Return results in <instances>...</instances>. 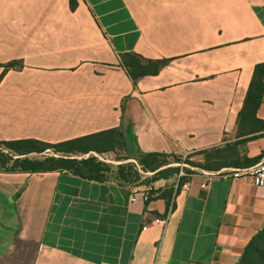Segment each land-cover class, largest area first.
<instances>
[{"label": "crops", "instance_id": "0c3cea01", "mask_svg": "<svg viewBox=\"0 0 264 264\" xmlns=\"http://www.w3.org/2000/svg\"><path fill=\"white\" fill-rule=\"evenodd\" d=\"M77 1L0 0V64L22 63L0 65V140L122 126L136 157L229 144L240 167L264 160V90L255 119L243 114L264 0ZM124 52L169 61L135 84ZM209 173L133 200L113 179L0 172V264H238L264 230V187Z\"/></svg>", "mask_w": 264, "mask_h": 264}, {"label": "trees", "instance_id": "16d2710c", "mask_svg": "<svg viewBox=\"0 0 264 264\" xmlns=\"http://www.w3.org/2000/svg\"><path fill=\"white\" fill-rule=\"evenodd\" d=\"M77 0H70L71 8L75 9ZM169 61L167 58L152 59L146 58L136 52H124L121 54V62L128 74L136 84L137 80L145 75L156 74ZM5 70L10 68H19L22 66L20 61H9L0 64ZM264 64L257 65L248 91L243 114L249 121L255 119V111L261 101L264 90ZM243 115V116H244ZM109 134L123 139V142L129 146V141L121 127L110 128L107 130L55 142H45L38 139H17L0 140V172H45L67 170L82 177L107 180L106 172L111 170V165L100 159L92 151H103L93 144V138L99 135ZM228 148L234 146L227 145ZM43 154L42 158H32L30 154ZM88 154V155H86ZM163 152H146L137 156L138 163L148 168L154 164V159L158 156H168ZM225 165V164H224ZM155 170V169H154ZM157 172H160L157 171ZM166 175H157L151 182L165 178ZM264 230L251 240L238 264H264Z\"/></svg>", "mask_w": 264, "mask_h": 264}, {"label": "rangeland", "instance_id": "374dc122", "mask_svg": "<svg viewBox=\"0 0 264 264\" xmlns=\"http://www.w3.org/2000/svg\"><path fill=\"white\" fill-rule=\"evenodd\" d=\"M93 144L103 151H92L91 153L111 165V170L106 172L108 179L134 186L150 185L152 182L149 180L160 173L166 175L165 178L184 180L198 173L207 174V172L216 173L226 170L222 167L224 164L231 166L230 168H236L243 163L234 148L224 146L190 153L158 156L154 159L152 168L148 169L138 163V158L132 155L129 146L121 138L103 134L93 138ZM43 154L47 153H34L30 154V157L42 158ZM159 170L160 172H157Z\"/></svg>", "mask_w": 264, "mask_h": 264}, {"label": "built area", "instance_id": "2783aa9c", "mask_svg": "<svg viewBox=\"0 0 264 264\" xmlns=\"http://www.w3.org/2000/svg\"><path fill=\"white\" fill-rule=\"evenodd\" d=\"M226 170H220L216 173H209L210 177L219 176L227 179H234L237 177L247 176L251 178L252 182L258 186L264 187V160L257 162L252 166L246 167H232L224 168ZM208 182H203V186L206 187ZM153 187L150 185L134 186L132 199L136 200L137 195L141 194L144 200H149L152 196L156 195L153 191ZM145 228V226H143Z\"/></svg>", "mask_w": 264, "mask_h": 264}]
</instances>
